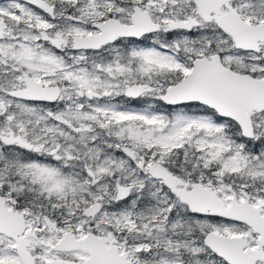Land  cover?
I'll return each instance as SVG.
<instances>
[{
    "label": "snow or ice",
    "instance_id": "1",
    "mask_svg": "<svg viewBox=\"0 0 264 264\" xmlns=\"http://www.w3.org/2000/svg\"><path fill=\"white\" fill-rule=\"evenodd\" d=\"M0 264H264V0L0 2Z\"/></svg>",
    "mask_w": 264,
    "mask_h": 264
},
{
    "label": "flooded vegetation",
    "instance_id": "2",
    "mask_svg": "<svg viewBox=\"0 0 264 264\" xmlns=\"http://www.w3.org/2000/svg\"><path fill=\"white\" fill-rule=\"evenodd\" d=\"M0 2H3V0H0Z\"/></svg>",
    "mask_w": 264,
    "mask_h": 264
}]
</instances>
